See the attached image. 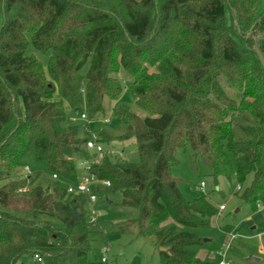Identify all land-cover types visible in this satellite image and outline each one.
I'll return each instance as SVG.
<instances>
[{
  "label": "trees",
  "instance_id": "trees-1",
  "mask_svg": "<svg viewBox=\"0 0 264 264\" xmlns=\"http://www.w3.org/2000/svg\"><path fill=\"white\" fill-rule=\"evenodd\" d=\"M255 45L264 55V0H0V264H87L103 229L142 236L159 264H217L196 256L197 232L163 223L197 229L216 212L204 195L186 199L172 168L188 143L215 183L248 180L239 199L252 211L264 206V70ZM123 85L147 114L116 104L124 126L114 133L103 118L95 132L101 143L132 138L138 161L109 149L96 159L86 123L70 117L97 119ZM31 149L57 175L52 184L23 173ZM84 160L110 183L92 185L98 201L118 191L136 218L90 227L87 198L67 192Z\"/></svg>",
  "mask_w": 264,
  "mask_h": 264
},
{
  "label": "rangeland",
  "instance_id": "rangeland-1",
  "mask_svg": "<svg viewBox=\"0 0 264 264\" xmlns=\"http://www.w3.org/2000/svg\"><path fill=\"white\" fill-rule=\"evenodd\" d=\"M33 52L45 62V58L38 51ZM117 76L123 82L127 74L121 69ZM119 103L124 104L128 110L139 116L147 114L134 103L133 95L123 85L118 100L105 97L104 110L97 116V119L91 121L90 128L96 131L103 125V118H107L111 130L114 133L118 132L120 128H117V125L124 126V123L118 120L113 107ZM102 146L105 150H112L113 155L117 158H124L128 162L138 161L136 146L132 138L112 139L109 142H102ZM175 158L177 162L172 168V174L179 179L178 186L182 195L186 199L204 195L215 207L216 212L209 217L207 225L197 229L175 223L170 218L163 223L175 224L178 229L197 232L203 238V243L196 248V256L202 260L218 261L221 258L219 251H224L225 243L234 234V238L230 240L229 247L224 252L225 259L235 264H264V227L259 224L264 218V206L260 205L258 210L252 211L238 197L248 180L239 183L234 176L230 180L220 176L215 183L210 170L201 158L195 159L194 151L188 143L176 150ZM24 162L32 175L37 174L34 183L49 182L52 184L54 182L43 163L35 159L32 149L25 157ZM79 173L82 171L79 170ZM201 181L205 184L203 188L199 187ZM120 199L121 194L118 191L110 192L106 198L100 199L97 202L101 211L99 221L91 224L90 227L98 230L100 224L103 223L108 225L136 218L138 210L134 207L120 205ZM222 204L225 208L219 211L218 207ZM26 216L30 217L28 214ZM105 243L110 244V249L105 253L106 262H101L102 246ZM87 264H159V256L158 251L142 236L131 232L109 233L103 229L94 236L87 255Z\"/></svg>",
  "mask_w": 264,
  "mask_h": 264
},
{
  "label": "built area",
  "instance_id": "built-area-1",
  "mask_svg": "<svg viewBox=\"0 0 264 264\" xmlns=\"http://www.w3.org/2000/svg\"><path fill=\"white\" fill-rule=\"evenodd\" d=\"M70 120L72 121H83L87 125V131H88V138L85 140V147L87 150L93 152L96 155V159L101 157L104 148L102 146V143L99 141V134L90 128V119L87 116V113L85 111L80 112L79 114L72 115L70 117ZM104 122H108V119H104ZM110 155H113V151H109ZM114 156V155H113ZM122 160H125L122 158ZM93 161H81L77 163V166L79 169L82 171V174H79L78 180L74 183H69L67 184V192L68 193H79L81 195H84L87 198V220L89 224L97 223L99 221V216H100V209L97 206L98 198L97 195L92 191V185L96 183H102L106 186H109L110 183L107 180H100L98 179L93 173L89 171L90 165ZM30 172V169L27 165L24 166L23 168V173L27 174ZM53 179L57 178L56 174L51 175ZM204 182L201 181L199 184L200 188L204 187ZM224 209V205H220L218 207V210L221 211ZM234 238V234H232L229 238V241L225 243V249L224 251L220 250L219 255L221 258L218 260L217 264H235L231 263L228 260L225 259L224 257V252L226 251V248L229 247V242L230 240ZM110 249V244L105 243L102 246V253L103 255L101 256V262H106V256L105 253L108 252ZM39 259V258H37Z\"/></svg>",
  "mask_w": 264,
  "mask_h": 264
},
{
  "label": "water",
  "instance_id": "water-1",
  "mask_svg": "<svg viewBox=\"0 0 264 264\" xmlns=\"http://www.w3.org/2000/svg\"><path fill=\"white\" fill-rule=\"evenodd\" d=\"M254 51H255L256 55L258 56V59H259V61L261 63V66H262V68L264 70V55L262 54L260 49L257 47V45L254 46ZM249 258L250 259H255L254 257H249Z\"/></svg>",
  "mask_w": 264,
  "mask_h": 264
},
{
  "label": "crops",
  "instance_id": "crops-1",
  "mask_svg": "<svg viewBox=\"0 0 264 264\" xmlns=\"http://www.w3.org/2000/svg\"><path fill=\"white\" fill-rule=\"evenodd\" d=\"M80 174H82V173H80ZM110 203V202H109Z\"/></svg>",
  "mask_w": 264,
  "mask_h": 264
}]
</instances>
